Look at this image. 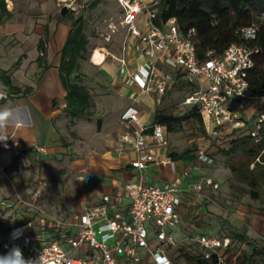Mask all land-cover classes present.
I'll return each instance as SVG.
<instances>
[{"label": "crops", "instance_id": "1", "mask_svg": "<svg viewBox=\"0 0 264 264\" xmlns=\"http://www.w3.org/2000/svg\"><path fill=\"white\" fill-rule=\"evenodd\" d=\"M46 5L48 10L42 20L19 13L0 24V95H3L0 97V109L7 107L12 110L18 121L0 128V137H7L6 142H0V166L5 169L4 174H0V205L13 203L20 196L50 212L72 209L75 205L81 207L79 212L101 203L103 196L109 195L110 216H118L122 220L128 218L131 204L125 193L126 184L161 188L180 179L181 222L170 231L180 243V256L187 254V242L191 240L193 243L199 235L219 237L216 234L221 229L218 222L231 229L228 236L219 237L231 241L230 248L220 251L225 255L221 264L234 254L232 249L235 247L250 250L245 242L234 239V233L257 240L255 247L261 248L264 244V203L251 199L246 192L236 188L248 189L237 182L226 162L215 168V163L202 164L197 156L193 160L170 157L174 167L163 165L159 161L166 154L170 156L169 146L166 149L151 147L157 162L145 170L139 171L131 166L137 153L123 140L128 129L121 115L126 108L133 106L140 111L145 125L154 124L158 96L154 95L157 97L155 100L138 84L130 86L127 83L126 69L135 73L138 65L144 63L145 55L143 45L126 31L122 32L125 43L120 47L117 63L108 62L105 54L104 57L101 55V64L92 61L94 69L102 66L98 69L109 85L120 87L117 94L107 97L101 118H72L66 114L67 91L61 79L60 64L71 26L68 20L54 19L56 0H46ZM142 28L145 29L144 26ZM41 44L45 48L44 53ZM170 54L155 52L157 70L170 74L174 82L184 81L191 87L184 71L166 63L165 58ZM122 60L126 65L121 63ZM194 90L193 87L189 93ZM261 100L258 98L257 103L260 104ZM252 107L255 109L254 104ZM245 112L241 113L252 124L257 115H245ZM131 135L134 137L132 132ZM145 137L148 145H156L150 132ZM207 179L213 180L219 188L206 184ZM58 182H65L68 187L71 182L77 183L79 194L76 199L65 202L55 199L53 192L57 189L53 185ZM250 204L259 208L255 211L258 214H250ZM4 207L0 206V230L6 234L11 228H5L6 221L15 219L18 213L27 214L33 210L23 205L8 217L12 209ZM34 219L25 216L20 223ZM38 220L35 231L45 235V220ZM4 241L0 244V255L4 254ZM172 258L175 264L177 259Z\"/></svg>", "mask_w": 264, "mask_h": 264}, {"label": "built area", "instance_id": "2", "mask_svg": "<svg viewBox=\"0 0 264 264\" xmlns=\"http://www.w3.org/2000/svg\"><path fill=\"white\" fill-rule=\"evenodd\" d=\"M58 1L66 3L68 0ZM104 1L116 2L122 13L117 25L114 22L108 25L107 31L102 34L103 39L110 42L119 29H124L132 39L139 41L144 47V63L138 65L135 73L126 69L127 83L130 86L138 84L143 92L157 95L160 102L161 98L172 90L174 79L170 74L157 70L155 52L163 55L171 52L172 54L165 58L169 66L184 71L190 83H193L194 77L204 79L207 83L204 87L200 80L196 83L195 90L185 98L183 106L186 112L196 109L203 116L205 123L210 122L211 133L214 135H219L222 130L228 132L244 130L257 142L260 140V131L264 127V113L257 115L252 124H249L235 108L237 104L254 99L248 95V77L254 66V55L259 50L249 47L247 43L257 38V25L238 28L236 34L241 43L229 45L220 57L208 51L201 58L197 51L196 30L190 29L183 35L177 18L160 21L158 1L153 3L144 0ZM9 4L10 0L8 7ZM121 63L126 65L125 60ZM121 119L128 129L123 140L131 144L137 153L131 166L143 171L148 165L157 162L155 153L150 151L151 147L164 149L169 147L167 135L161 124L145 125L136 107L126 108ZM147 132L151 133L156 145H148L145 137ZM197 160L206 165L215 163V160L204 151L198 152ZM159 162L173 167L175 165L169 154L162 156ZM4 172V167L0 166V174ZM180 183L181 180L177 179L161 188L126 184L125 193L131 204L128 218L122 220H119L118 216H110L111 197L104 195L101 203L75 213L72 221L46 216L45 218L52 221V234L37 233L33 221L14 223L2 245L4 254L15 244L20 246L26 259H35L36 264H142L143 252L150 254L152 264H173L169 250L179 248L180 243L167 231V227H176L181 222ZM206 184L214 189L219 188L211 179H207ZM4 205L11 208L14 213L24 205L33 208L40 218L44 216L39 206L20 196L15 202H3L0 206ZM74 228H78L76 233H73ZM15 229L24 230L20 239L11 238ZM150 231L154 234L152 238ZM154 238L159 244L155 250L150 251L148 249ZM193 243L202 250V254L198 255L200 260L198 264H211L214 255L222 263L225 255L220 251H225L231 246L230 239L210 235H199L193 239ZM63 245H67L71 251L64 250ZM72 252L78 253L77 256H72Z\"/></svg>", "mask_w": 264, "mask_h": 264}, {"label": "trees", "instance_id": "3", "mask_svg": "<svg viewBox=\"0 0 264 264\" xmlns=\"http://www.w3.org/2000/svg\"><path fill=\"white\" fill-rule=\"evenodd\" d=\"M158 11L160 21L177 18L183 35L190 29L196 30L197 51L201 58L208 51L220 57L229 45L241 43L236 34L238 28L257 25V38L247 43L249 47L259 50L254 55V66L248 77V95L253 98H264V0H158ZM11 17L8 0H0V24ZM88 44L81 19L73 21L62 49L60 64L61 79L67 91V106L64 111L72 118L90 119L93 115L90 110L95 106L87 87L79 82L80 60L84 59L88 52ZM40 47L44 53L45 48L42 44ZM186 113L184 116H175L157 110L155 123L163 126L166 135L167 132L175 133L182 130L183 122L188 119H195L205 126L203 116L196 109ZM226 135L230 146L221 150V155L226 157V166L237 182L248 187L236 188L242 193L246 192L251 199L264 203V127L260 131L258 142L244 130H233ZM212 138L217 140L219 135L212 134ZM170 157L174 160H193L196 156L187 150L182 153H170ZM234 239L245 242L250 246V250L243 255H230L224 264H264V244L258 249L255 247L257 240L238 233H234ZM185 256L189 264L200 262L199 257H189L188 254ZM211 264H221L216 255Z\"/></svg>", "mask_w": 264, "mask_h": 264}, {"label": "rangeland", "instance_id": "4", "mask_svg": "<svg viewBox=\"0 0 264 264\" xmlns=\"http://www.w3.org/2000/svg\"><path fill=\"white\" fill-rule=\"evenodd\" d=\"M12 4L10 5L9 11L12 15L16 14H26L28 16L33 15L35 20H42V16L47 12L48 8L46 5V0H10ZM147 3H153L158 0H144ZM56 7L53 11L54 19L60 20H68L70 26L73 21L80 20L83 23L84 33L88 37V52L85 54L84 59L80 60L81 69L79 72V82L87 87L89 93L91 94L92 100L94 101V108L90 111L92 112V116L94 119L101 118L103 113L104 102L107 97L113 94L118 93V88L109 85L110 83L105 79V76L101 73L100 67L96 66L97 69L93 67L95 64H101L103 62L105 54L106 60L108 62H116V57H120V47L125 43V35L122 33L126 31L124 29H119V31L112 36L110 42H106L102 34L105 33L108 29V25L111 22H114L116 25L120 22L121 19V8L116 2H106L103 0H68L66 3L59 2L56 0ZM64 6H67L69 10L74 9V13L71 14L70 11L66 13L65 16L61 15V11ZM68 15V16H67ZM263 18V17H262ZM261 18V19H262ZM262 21V20H261ZM97 55L99 51L100 55L96 58L95 64L92 62V54ZM94 56V57H95ZM161 72V70L159 71ZM162 73V72H161ZM193 83H190L189 86L185 84L184 81H175L173 84L172 90L168 91V93L161 98V101H155V109L163 110L168 115L175 116H184L186 115V109L183 106V102L185 98L190 94L192 88L196 86L200 80L203 83L204 87L207 86V83L204 79H198L197 77L193 78ZM154 96V95H153ZM146 97H143L145 99ZM155 100L157 97H153ZM258 98L249 99L244 103L237 104L236 109L239 112L246 111L245 115L251 113V115H259L264 113V98H261L260 104L257 103ZM254 104L255 109H253L252 105ZM251 106V109L249 108ZM242 111H241V110ZM249 111V112H247ZM251 111V112H250ZM86 118V117H85ZM212 127L210 122H206L205 126H202L195 119H188L183 122L182 130L175 133H168L167 138L169 141V151L170 153L177 152L182 153L187 150H190L197 156L198 152L204 151L209 156H211L215 160V168L222 167L223 162H226V158L221 155V150H225L229 148V140L228 135L226 133L228 130H222L219 134V139L214 140L212 138L211 133ZM219 142L221 144H219ZM64 183H54L55 190L53 192L54 198L59 201H71L72 199H76V196L79 194L78 184H72L68 187L65 186ZM68 184V183H67ZM5 208L4 206H2ZM250 214L253 212L254 214L256 210L259 208L254 207L253 205H249ZM79 205H75L74 208H61L59 212L54 213L53 211H49L46 208H41L43 211L42 218L46 219L45 224V234H52V221L51 219L45 218L46 216H50L52 218H58L64 221H72L74 214L80 209ZM264 210V208H262ZM32 211V212H31ZM27 214L18 213L15 219H10L6 221L4 224L5 228L12 227L14 223H20L25 219V216L28 218H34L33 224L36 225L41 219L35 212V210H31ZM14 215L13 210H9L8 217H12ZM263 216L262 214H259ZM219 223L220 230L216 231V234L220 237H225L230 234L231 229L224 225L223 223ZM175 229L171 227H167V231ZM78 228H74L73 233H76ZM6 233L3 230H0V244L5 240ZM153 231H150V237H153ZM158 241L154 238L150 243V251H153L158 246ZM62 248L66 251H71L67 245H63ZM186 252L189 257H197L199 254H202V250L192 241L187 242ZM260 249V247H258ZM170 254L177 259L175 264H189L185 255L180 256V252L178 248H172L169 250ZM232 252L234 255H243L246 252V249L243 248H233ZM78 253L72 252V256H77ZM142 258L144 262L142 264H152V259L150 258V254L148 252H143Z\"/></svg>", "mask_w": 264, "mask_h": 264}, {"label": "clouds", "instance_id": "5", "mask_svg": "<svg viewBox=\"0 0 264 264\" xmlns=\"http://www.w3.org/2000/svg\"><path fill=\"white\" fill-rule=\"evenodd\" d=\"M12 122L18 123L13 111L8 109L7 107L0 109V128H4ZM6 141V136L0 137V142ZM23 231V229H15L11 234V238L13 240L20 239L23 235ZM0 264H36V260L26 259L20 246L14 244L6 254L0 255Z\"/></svg>", "mask_w": 264, "mask_h": 264}, {"label": "water", "instance_id": "6", "mask_svg": "<svg viewBox=\"0 0 264 264\" xmlns=\"http://www.w3.org/2000/svg\"><path fill=\"white\" fill-rule=\"evenodd\" d=\"M68 11H70L71 14L74 13V9L69 10L67 6H64L62 11H61V15L65 16Z\"/></svg>", "mask_w": 264, "mask_h": 264}, {"label": "bare ground", "instance_id": "7", "mask_svg": "<svg viewBox=\"0 0 264 264\" xmlns=\"http://www.w3.org/2000/svg\"><path fill=\"white\" fill-rule=\"evenodd\" d=\"M95 54H96V52H95ZM99 54H100L99 51L97 52V55H96V56L93 54V56H92V61H93V62H95V60H96V58L99 56ZM100 55H101V54H100ZM94 56H95V57H94Z\"/></svg>", "mask_w": 264, "mask_h": 264}]
</instances>
